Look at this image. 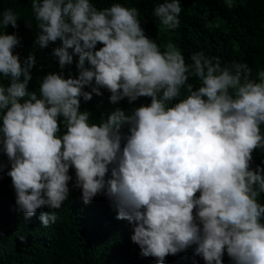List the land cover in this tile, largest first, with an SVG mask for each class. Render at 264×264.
Listing matches in <instances>:
<instances>
[{
	"label": "clouds",
	"instance_id": "obj_1",
	"mask_svg": "<svg viewBox=\"0 0 264 264\" xmlns=\"http://www.w3.org/2000/svg\"><path fill=\"white\" fill-rule=\"evenodd\" d=\"M32 12L37 43L62 41L53 56L64 68L78 55L79 75L49 73L29 91L36 57L21 62L18 36L0 32V151L25 218L46 206L52 211L41 212L42 225L58 220L56 210L74 194V168L84 203L105 195L156 264L195 255L223 264L226 252L234 264H264V167L252 166L254 150H264V71L253 79L246 63L222 64L203 51L188 62L173 43L162 50L139 10L121 3L33 0ZM181 12L180 0H164L153 15L174 30ZM0 15V28L21 19L12 8ZM101 89L113 103H151L93 122L81 97L90 101Z\"/></svg>",
	"mask_w": 264,
	"mask_h": 264
},
{
	"label": "trees",
	"instance_id": "obj_2",
	"mask_svg": "<svg viewBox=\"0 0 264 264\" xmlns=\"http://www.w3.org/2000/svg\"><path fill=\"white\" fill-rule=\"evenodd\" d=\"M91 2L100 9L113 3L137 8L145 34L156 40L162 50L168 43L175 44L188 62L192 53L203 51L206 55L219 57L222 64L246 63L253 79H258V74L264 71V0H231L230 7L226 0H180V24L174 30L164 29L153 15L154 8L164 0ZM32 7L33 0H0V14L12 8L19 12L21 18L17 27L8 25L0 28V32L18 36L20 43L14 53L19 54L21 62L30 54L35 55L37 64L32 69L33 78L28 89L38 91L40 82L49 73H62L65 78L78 77L76 65L79 57L74 55L73 62L61 68L53 50L61 47L62 41L46 47L37 43L39 30ZM26 19L33 20L31 27L27 26ZM102 46L98 43L97 50ZM190 82L199 87L198 81ZM3 83L10 81L5 78ZM85 90L91 91L88 87ZM101 92L102 95L93 93L90 101L81 97V111H89L93 122L97 123L117 108L130 111L151 103L150 97H140L132 104L127 98L113 103L107 89H101ZM60 122L62 134V117ZM123 130L127 132V127ZM0 163L6 166L0 172V264H156L154 257L142 255L139 245L133 242L134 224L126 219H117L118 209L105 195H97L90 203H84L82 190L74 186V168L69 170L72 176L69 186L74 194L56 210L58 220L44 227L40 214L52 209L45 206L26 219L16 205V192L11 177L7 175L11 163L2 151ZM257 165L264 167V150L260 148L253 152L252 166L255 168ZM261 203H264V197H261ZM222 259L223 264H234L227 252ZM171 261L172 264H206L198 255L193 261L187 256Z\"/></svg>",
	"mask_w": 264,
	"mask_h": 264
}]
</instances>
